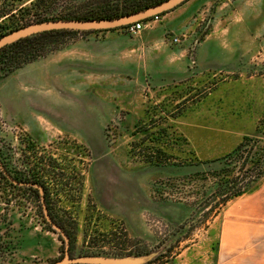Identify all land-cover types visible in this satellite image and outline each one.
<instances>
[{"label": "rangeland", "instance_id": "rangeland-1", "mask_svg": "<svg viewBox=\"0 0 264 264\" xmlns=\"http://www.w3.org/2000/svg\"><path fill=\"white\" fill-rule=\"evenodd\" d=\"M144 22L65 35L3 77L0 160L42 181L73 258L216 264L226 211L247 193L197 199L212 181L194 171L244 138L264 150V0H185ZM158 131L165 161L154 164L138 148ZM14 193L0 212V264H53L63 239L30 190Z\"/></svg>", "mask_w": 264, "mask_h": 264}, {"label": "trees", "instance_id": "trees-1", "mask_svg": "<svg viewBox=\"0 0 264 264\" xmlns=\"http://www.w3.org/2000/svg\"><path fill=\"white\" fill-rule=\"evenodd\" d=\"M25 1L0 0V35L39 20L113 18L144 9L163 0H30L28 4H24ZM165 12L167 11L159 14ZM20 14L22 15V20H24L23 22H15L14 24L12 22L10 25H5L7 20H12ZM151 17L141 19L137 22L148 20ZM128 25L115 29H126ZM91 31L103 32L107 30L46 31L22 38L2 47L0 49V80L23 64L43 56L59 42L61 37L76 32ZM163 132L158 131L146 134L148 136L144 140V145L142 148H138L146 150L150 163L159 164L165 161L161 159L162 147L165 145ZM168 156L171 155L168 154ZM205 162H196L198 170L194 171V173L201 171L203 173L202 181H212V185L205 188L203 184V187L197 190V199L209 194L210 197L207 199L211 198L215 200V203L218 205L225 204L227 201L233 200L245 193L249 194L257 188L256 183L261 173H264V150L258 141L244 138L224 157L216 158L209 163ZM5 172L13 181L5 175ZM246 175L247 178H244ZM36 186H40L44 193L40 194ZM21 189L30 190L31 194L38 201L40 208H42L43 199L51 220L69 236L68 231L64 227V223L61 220H56L52 215L48 193L42 181L34 177L22 178L21 176L13 174L7 165L0 160V212L10 204V197L15 194L14 190L19 191ZM42 217L45 221L43 215ZM45 223L48 229L54 231L46 221ZM58 237L62 240L59 234ZM2 247H4V244L0 245V252H3Z\"/></svg>", "mask_w": 264, "mask_h": 264}, {"label": "water", "instance_id": "water-1", "mask_svg": "<svg viewBox=\"0 0 264 264\" xmlns=\"http://www.w3.org/2000/svg\"><path fill=\"white\" fill-rule=\"evenodd\" d=\"M185 0H163L155 5L146 7L144 9L125 14L113 18L106 19H47L30 22L19 28L10 30L0 35V49L9 44L16 42L22 38L35 35L41 32L53 31V30H76V31H87V30H108L115 29L130 23L145 19L147 17L154 16L158 13L168 11L178 6ZM5 175L12 180L9 175L5 172ZM13 181V180H12ZM40 194H42V188L36 186ZM42 211L45 221L55 231L59 232L65 243V250L63 256L55 261L53 264H140L142 258H131V257H115V256H102V255H85L79 257H71L67 251L68 242L65 232L55 224L45 207L42 199Z\"/></svg>", "mask_w": 264, "mask_h": 264}, {"label": "crops", "instance_id": "crops-1", "mask_svg": "<svg viewBox=\"0 0 264 264\" xmlns=\"http://www.w3.org/2000/svg\"><path fill=\"white\" fill-rule=\"evenodd\" d=\"M231 202L221 225L216 264H264L263 184Z\"/></svg>", "mask_w": 264, "mask_h": 264}, {"label": "built area", "instance_id": "built-area-1", "mask_svg": "<svg viewBox=\"0 0 264 264\" xmlns=\"http://www.w3.org/2000/svg\"><path fill=\"white\" fill-rule=\"evenodd\" d=\"M153 19L157 20L158 19V15H154ZM144 26H146V23L144 21L141 22H133L130 23L126 29L130 32V33H136L137 31H139L141 28H143ZM177 39L174 38L173 41H176Z\"/></svg>", "mask_w": 264, "mask_h": 264}]
</instances>
